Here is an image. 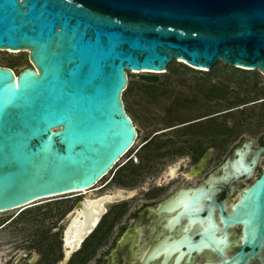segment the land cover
<instances>
[{"label":"water","instance_id":"1","mask_svg":"<svg viewBox=\"0 0 264 264\" xmlns=\"http://www.w3.org/2000/svg\"><path fill=\"white\" fill-rule=\"evenodd\" d=\"M0 50L29 51L32 64L0 66L4 213L88 191L134 147L128 72L181 60L264 73V0H0ZM241 155L248 170V144L224 166L237 180ZM233 210L222 221L243 226L244 246L225 264H245L264 248V170Z\"/></svg>","mask_w":264,"mask_h":264},{"label":"flooded vegetation","instance_id":"2","mask_svg":"<svg viewBox=\"0 0 264 264\" xmlns=\"http://www.w3.org/2000/svg\"><path fill=\"white\" fill-rule=\"evenodd\" d=\"M201 121L182 123L185 131L180 139L160 141L162 132L140 144L138 136L134 147L93 188L70 194L54 205L55 210L41 213L36 228L8 229L10 242L0 246L6 250L0 251V264H225L231 260L244 246L243 226L226 227L221 207L226 215L232 214L241 186L254 183L264 159V152L258 154L264 138L258 144L246 143L248 175L237 180L232 167L229 174L224 169L229 158L220 164V142L214 133L208 148L204 132L189 133ZM254 158L257 166L251 174ZM245 264H264V248Z\"/></svg>","mask_w":264,"mask_h":264},{"label":"rangeland","instance_id":"3","mask_svg":"<svg viewBox=\"0 0 264 264\" xmlns=\"http://www.w3.org/2000/svg\"><path fill=\"white\" fill-rule=\"evenodd\" d=\"M180 61H173L168 66L166 74L128 72L129 86L136 88L133 92L127 89L123 94V100L129 116L139 131L140 144L162 132L165 134L160 136V141H166L170 137L180 139L185 131L182 123L202 118L198 128L189 133L200 132L201 136V132H204L206 148L212 146L211 134L214 133L220 142V164L223 165L226 159L231 160L235 149H239L248 140L258 144V141L264 138V73L258 70L243 72L245 70L239 71L218 62L215 67L219 64L223 66L220 68V76L213 79L212 83L227 85V79L231 76L235 82H231L232 80L229 82V92L225 99L210 101L200 90L206 93L211 87L205 80L215 67L211 71H201ZM0 66L10 67L17 75L27 68H32L29 51L0 50ZM225 66L228 67L227 70H224ZM143 75L159 76L160 82L156 86H148L140 79ZM243 103L247 104L240 106ZM231 107L234 109L228 110ZM174 125L176 129L171 128ZM224 127L231 129V132L222 131ZM137 146L138 144L135 147ZM263 167L264 159L252 181L256 180ZM246 187L248 181L240 190ZM70 196L45 199L27 208L0 213V246L10 242L8 241L10 230L36 228L37 217L41 213L55 210L54 205L57 202ZM238 197L239 194L236 199ZM2 227L6 228L2 230ZM0 251L6 250L1 248Z\"/></svg>","mask_w":264,"mask_h":264},{"label":"trees","instance_id":"4","mask_svg":"<svg viewBox=\"0 0 264 264\" xmlns=\"http://www.w3.org/2000/svg\"><path fill=\"white\" fill-rule=\"evenodd\" d=\"M223 65L219 64L217 65L212 71L210 74L207 75V78L205 80V83H209L211 84V87L209 88V90H207V92L205 93V91H203L202 89L200 90L201 93L204 92V96L207 100H217V101H221L223 99L226 98V95L228 94V85H229V82H235V79L234 77H228L230 79H227L228 83L227 85H225L224 83H212V80L215 79L216 77H219L220 76V68L222 67ZM185 68H187L186 66H184ZM10 68V67H9ZM228 67H224V70H227ZM239 71H243L241 69H238ZM243 72H247V71H243ZM141 81L145 82V84H147L148 86H156L159 82H160V77L159 76H151V75H143L141 76ZM135 86H128V91L129 92H133V90H135ZM152 88V87H151ZM264 94V92H263ZM247 103H243L241 104L240 106L242 105H245ZM234 109L233 107L229 108L228 110H232ZM219 113V112H218ZM228 114V113H227ZM207 118V116H205ZM203 117V118H205ZM185 123V122H184ZM176 126V125H174ZM226 127H224L222 129V131H227V132H231V129H225Z\"/></svg>","mask_w":264,"mask_h":264},{"label":"bare ground","instance_id":"5","mask_svg":"<svg viewBox=\"0 0 264 264\" xmlns=\"http://www.w3.org/2000/svg\"><path fill=\"white\" fill-rule=\"evenodd\" d=\"M15 53H17V52H15ZM246 165V160H245V158L243 157V155H241V159L240 160H236L235 162H234V168L236 169V173H237V175H238V172H240V173H242L243 175H244V173H246L245 175H248V170H246L245 171V166ZM256 166H257V163H256V165H255V167L254 168H252V171H251V174H253L254 173V169L256 168ZM70 195V194H69ZM21 209V208H20ZM20 209H14V210H10V211H7V212H12V211H15V210H20ZM5 213V212H4ZM4 228V227H3Z\"/></svg>","mask_w":264,"mask_h":264}]
</instances>
